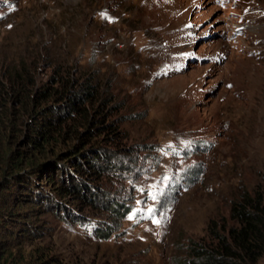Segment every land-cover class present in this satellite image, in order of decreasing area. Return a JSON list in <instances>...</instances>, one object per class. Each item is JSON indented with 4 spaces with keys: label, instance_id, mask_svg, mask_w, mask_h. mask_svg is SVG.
Listing matches in <instances>:
<instances>
[{
    "label": "rangeland",
    "instance_id": "1",
    "mask_svg": "<svg viewBox=\"0 0 264 264\" xmlns=\"http://www.w3.org/2000/svg\"><path fill=\"white\" fill-rule=\"evenodd\" d=\"M9 69L37 86L91 81L76 142L91 129L81 146L109 166L85 175L95 203L41 177L38 193L0 191L5 264H178L209 219L262 184L264 0H0V73ZM112 202L125 217L110 215Z\"/></svg>",
    "mask_w": 264,
    "mask_h": 264
},
{
    "label": "trees",
    "instance_id": "2",
    "mask_svg": "<svg viewBox=\"0 0 264 264\" xmlns=\"http://www.w3.org/2000/svg\"><path fill=\"white\" fill-rule=\"evenodd\" d=\"M50 80L49 84L37 86L35 78L25 75L23 70L9 69L0 73V191L22 186L38 193L42 184L37 178L41 177L49 183L52 192L63 196L73 194L78 199L95 203L98 194L93 198V194L86 196L84 193L91 190L85 175L92 177L100 173L103 166L108 167V155L100 149L81 146L85 139L88 143L94 136L91 129L76 142V129L87 125L88 112L84 105L94 103L98 88L91 81H84L79 89L71 90L64 79ZM26 116L31 121L25 123L27 132L21 131L24 136L18 141L21 130L18 120ZM68 120L73 124L71 137L68 129L64 132ZM55 172L59 173L60 186L54 184ZM261 181L260 186L243 187L230 200L226 217L209 219L204 235L189 239L184 245L178 264H262L264 177ZM26 202L33 207L38 205L35 201ZM105 207L114 219L123 218L129 212L128 207L121 210V205L115 202L106 203ZM12 209L16 211L11 216L26 214L27 219L32 217L26 210ZM5 219L1 215L0 224ZM10 256L7 251H0V264L7 263Z\"/></svg>",
    "mask_w": 264,
    "mask_h": 264
},
{
    "label": "bare ground",
    "instance_id": "3",
    "mask_svg": "<svg viewBox=\"0 0 264 264\" xmlns=\"http://www.w3.org/2000/svg\"><path fill=\"white\" fill-rule=\"evenodd\" d=\"M257 6V5H256Z\"/></svg>",
    "mask_w": 264,
    "mask_h": 264
}]
</instances>
